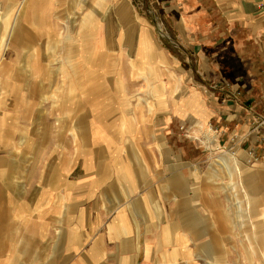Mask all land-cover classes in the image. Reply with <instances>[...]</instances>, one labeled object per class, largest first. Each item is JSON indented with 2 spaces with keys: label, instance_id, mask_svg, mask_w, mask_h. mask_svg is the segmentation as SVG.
I'll return each mask as SVG.
<instances>
[{
  "label": "crops",
  "instance_id": "0c3cea01",
  "mask_svg": "<svg viewBox=\"0 0 264 264\" xmlns=\"http://www.w3.org/2000/svg\"><path fill=\"white\" fill-rule=\"evenodd\" d=\"M0 18L3 52L27 27L23 64L0 65V264L250 262L264 0H0ZM25 144L45 157L8 154Z\"/></svg>",
  "mask_w": 264,
  "mask_h": 264
},
{
  "label": "rangeland",
  "instance_id": "374dc122",
  "mask_svg": "<svg viewBox=\"0 0 264 264\" xmlns=\"http://www.w3.org/2000/svg\"><path fill=\"white\" fill-rule=\"evenodd\" d=\"M140 9L142 11H145L146 13H148L145 7L141 6ZM3 11H4V8H1V12H3ZM0 19L3 20V22H2L3 23L2 24L3 25V28H2L3 33L1 31V29H0V35H7V33H9L10 30H11V27H10L11 24H10V22H7L6 19H2V18H0ZM77 24L78 23L73 24V25H75V28L77 27ZM64 25H65L64 28L61 27V29H67L68 26H69V24H64ZM116 26H118V24H116V23H114V25H112L113 30H117ZM18 27H19L18 30L21 33V35H19V37L16 40L15 39H10V41H13V42L9 41V44H8L10 46V48H11V50L8 48L11 51V52L9 51L10 54L7 51L3 52V48L5 47L6 42H7L6 38L8 36L6 38H1L0 39V65L4 61H10V62L14 61V62L22 63V64L24 62L23 61L24 56H22V54L24 52V49L25 48L27 49V27L24 26L23 24H19ZM2 40H4V42H2ZM61 41H62V39L53 40L52 41L53 48H54V46L60 47L59 45H60ZM4 49H6V48H4ZM5 89H7V88H5ZM42 107H43V109L52 110V109H54V104H51V103L50 104H43ZM58 124H59V122H58ZM261 127H264V126H261ZM257 128H260V127L257 125ZM18 129L19 128L17 127V130ZM194 138L196 139V137H194ZM199 140H200V138L198 139V141ZM12 141L16 142L13 137H12ZM202 141L206 142L205 140H202ZM23 147H26V148L25 149H20V147L18 145L19 149L11 150V151L8 152V154L9 155H13V157L16 158V159H22V160L33 159L34 157L37 158V159H42V158L45 157L44 156V152H27V144H25ZM3 152L4 151H1V154H0L1 157L6 155V153H3ZM30 153H32V154H30ZM34 153H36V154L34 155ZM225 154H227L230 157L232 156L231 154H229L227 152H225ZM248 154H249L250 158H253V157L258 158V157L262 156V155H258V154L255 155L254 151L249 152ZM234 157H236V156H234ZM20 170H23V167L22 168H20V167L12 168V171H13V173H16V176H19ZM26 175H27V173H26ZM34 175H36V172H33L32 176H34ZM256 217L257 216H255V218ZM238 233L240 235V238H239L240 242H242V245L238 247L239 251L243 255L244 259H247V257H248V259L250 260L249 263L245 262V263H239V264H264L262 262V260H261L262 256H263L262 255V250L264 249V246H263L264 245V241H263V239L259 237L257 243L252 240V242L254 243V248L256 250V254L251 255V253L249 251H251L250 249H251L252 246H251V240L248 237V236L251 235V231L247 230V229H243V231H242V229H241L240 231H238ZM241 235H243V236L246 235L247 237H245V236L241 237ZM247 241H248L249 244L247 243ZM18 258L24 259L25 257L22 256V258L21 257H18ZM253 260H255V262ZM14 264H27V262H15ZM225 264H232V263H225ZM233 264H237V263H233Z\"/></svg>",
  "mask_w": 264,
  "mask_h": 264
},
{
  "label": "built area",
  "instance_id": "2783aa9c",
  "mask_svg": "<svg viewBox=\"0 0 264 264\" xmlns=\"http://www.w3.org/2000/svg\"><path fill=\"white\" fill-rule=\"evenodd\" d=\"M215 88H219V87H218L217 85H215ZM221 88H222V87H221ZM258 126H259V127L264 126V116H262V118H261V120H260Z\"/></svg>",
  "mask_w": 264,
  "mask_h": 264
},
{
  "label": "bare ground",
  "instance_id": "6f19581e",
  "mask_svg": "<svg viewBox=\"0 0 264 264\" xmlns=\"http://www.w3.org/2000/svg\"><path fill=\"white\" fill-rule=\"evenodd\" d=\"M14 37H16V35H14ZM2 42H4V40H2ZM83 134V133H82ZM78 137V136H77ZM79 138H81V137H79ZM81 144H83V143H81ZM27 251V250H26ZM26 251H21V252H24V253H27Z\"/></svg>",
  "mask_w": 264,
  "mask_h": 264
}]
</instances>
